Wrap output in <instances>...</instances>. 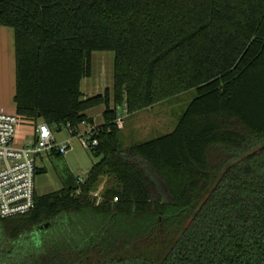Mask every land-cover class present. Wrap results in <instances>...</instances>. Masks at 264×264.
<instances>
[{"label":"trees","instance_id":"obj_1","mask_svg":"<svg viewBox=\"0 0 264 264\" xmlns=\"http://www.w3.org/2000/svg\"><path fill=\"white\" fill-rule=\"evenodd\" d=\"M0 26L12 113L71 135L89 123L98 156L0 218V261L28 245L26 264H264V0H0ZM93 51L113 53L112 92L85 96ZM190 89L173 130L122 146V103Z\"/></svg>","mask_w":264,"mask_h":264},{"label":"rangeland","instance_id":"obj_2","mask_svg":"<svg viewBox=\"0 0 264 264\" xmlns=\"http://www.w3.org/2000/svg\"><path fill=\"white\" fill-rule=\"evenodd\" d=\"M7 29L11 31L10 28ZM3 49L5 52V58H4L5 63H3L4 67L5 69L10 68L13 70L15 66L13 56L11 55V53L8 56V50L6 44ZM105 61L109 62V68L111 67V65H113V60L111 57L109 59L106 58ZM93 78H91L90 80H92ZM90 80L88 81L89 85L87 86L86 89L92 91V85ZM109 84L110 85L107 87H109L110 91L112 92L113 80ZM193 95H194V90L190 89L187 91H183L179 94H174L172 96L153 101L149 105H142L140 102L138 103L132 102L128 105H126L125 102L122 103V105H120L117 108V118H119V120L117 121L116 119L115 121L117 123V126L121 130L120 141L122 146L152 139L154 137H157L159 135H162L164 133L173 130L179 116L182 114V112L184 111L185 107L187 106L188 102L193 97ZM7 112L12 113L11 110ZM19 118H20V122L17 124L16 127V135L18 134L19 136H28L31 131V126H35L34 123L38 121L33 123L32 120H28L20 116ZM63 134H66V136L70 138V147H69L70 152L67 158L66 155H61L60 157H54L51 160L52 162L49 163V168L46 170L43 176H44V180L47 179L50 183H54L53 179L55 180L56 174L61 177L65 176L66 178H70V177L85 178L90 164L98 159V156L95 155V153L92 152L89 147L82 146L79 137L77 135H71L70 133H67V131L64 128H62V135ZM74 178L68 180L72 184L71 187L77 184ZM68 181L67 183L63 184L61 190L68 188L67 186L69 185ZM98 190L99 189H96V191ZM100 222H101L100 220L94 222L95 224H91V226L95 227L96 225H100L101 224ZM84 224L87 226L90 225V223L87 222H85ZM62 228L65 233L67 227L62 226ZM67 234L61 236L60 241L64 240ZM1 237L2 235L0 234V239ZM22 248L25 250L24 252L27 255H24L23 259H21V263L26 264L24 262L28 260L31 251L28 245ZM19 258L20 256L14 255V257L12 259H9L8 262L4 263L3 261H0V264H18L17 261Z\"/></svg>","mask_w":264,"mask_h":264},{"label":"built area","instance_id":"obj_3","mask_svg":"<svg viewBox=\"0 0 264 264\" xmlns=\"http://www.w3.org/2000/svg\"><path fill=\"white\" fill-rule=\"evenodd\" d=\"M19 122L18 115L0 110V218L20 216L33 209L37 156L50 150L65 154L70 147L69 140L57 143L51 127L45 122H38L33 135L22 145H16ZM92 133L91 128L77 133L83 147L96 145ZM83 180L76 177L77 183ZM98 191H94L93 196L100 199Z\"/></svg>","mask_w":264,"mask_h":264},{"label":"crops","instance_id":"obj_4","mask_svg":"<svg viewBox=\"0 0 264 264\" xmlns=\"http://www.w3.org/2000/svg\"><path fill=\"white\" fill-rule=\"evenodd\" d=\"M7 28H5L4 26H0V110L1 111H10L15 108V103L13 101V95L15 91V66L13 70L10 68L5 69L3 64L5 63L4 62L5 52L3 49L5 44L7 45L8 56L11 53L14 59L13 31L11 28L10 29L12 32ZM110 57L113 60V54L110 51H93L91 53V74L89 77H84L80 81V89L83 95L91 96L93 94H97L103 91L105 87L110 85L109 83H111L112 81L113 65H111V67L109 68V62L105 61L106 58L109 59ZM91 78L93 79L90 80ZM89 80L91 81L92 91L86 89L87 86L89 85L88 82ZM102 113H103V106L101 105H98L86 111V114L88 116H91L93 125L99 124L103 121ZM37 121L40 122L41 119L37 118ZM32 122L34 123L36 121L32 120ZM38 122L34 123V125H36ZM35 127L36 126H31V131L28 136H19L18 134L15 135V144L22 145L23 143H25L26 138H29L30 136L33 135ZM92 127L93 126H89V123L86 124L81 123L77 127L78 128L77 133L80 134ZM62 128H64L67 131V133H70L67 127L63 126ZM62 128L59 130L55 128L52 129L55 141L57 143L64 142L66 140L70 141V138L66 136V134L62 135ZM78 134L76 135L78 136ZM69 152L70 149H68V151L65 154L59 153L60 155H58L57 154L58 152L56 150H50V151H44L37 156L38 163H37L36 174L34 179V194L36 196H41L48 193L59 191L63 187V184L67 183V181L70 180L71 178H74V177L66 178L65 176L61 177L56 174L55 180L53 179L54 183H50L47 179L44 180V176H43L46 170L49 168V163L52 162L51 160L54 157H60L61 155H66L67 158Z\"/></svg>","mask_w":264,"mask_h":264}]
</instances>
